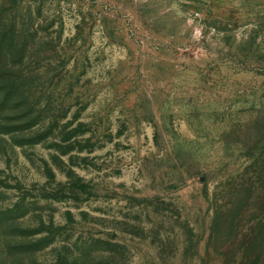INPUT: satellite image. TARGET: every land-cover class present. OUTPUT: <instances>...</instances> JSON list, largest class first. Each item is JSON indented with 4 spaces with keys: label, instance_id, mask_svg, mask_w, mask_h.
I'll list each match as a JSON object with an SVG mask.
<instances>
[{
    "label": "rangeland",
    "instance_id": "374dc122",
    "mask_svg": "<svg viewBox=\"0 0 264 264\" xmlns=\"http://www.w3.org/2000/svg\"><path fill=\"white\" fill-rule=\"evenodd\" d=\"M0 264H264V0H0Z\"/></svg>",
    "mask_w": 264,
    "mask_h": 264
}]
</instances>
